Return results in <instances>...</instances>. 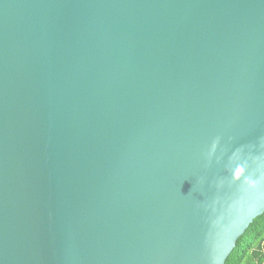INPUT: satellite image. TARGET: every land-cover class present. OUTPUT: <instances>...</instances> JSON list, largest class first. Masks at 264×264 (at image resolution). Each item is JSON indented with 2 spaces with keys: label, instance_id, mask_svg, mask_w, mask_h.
<instances>
[{
  "label": "water",
  "instance_id": "95a60500",
  "mask_svg": "<svg viewBox=\"0 0 264 264\" xmlns=\"http://www.w3.org/2000/svg\"><path fill=\"white\" fill-rule=\"evenodd\" d=\"M264 214V0H0V264H225Z\"/></svg>",
  "mask_w": 264,
  "mask_h": 264
},
{
  "label": "trees",
  "instance_id": "16d2710c",
  "mask_svg": "<svg viewBox=\"0 0 264 264\" xmlns=\"http://www.w3.org/2000/svg\"><path fill=\"white\" fill-rule=\"evenodd\" d=\"M225 264H264V214L238 239Z\"/></svg>",
  "mask_w": 264,
  "mask_h": 264
}]
</instances>
